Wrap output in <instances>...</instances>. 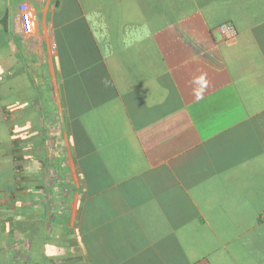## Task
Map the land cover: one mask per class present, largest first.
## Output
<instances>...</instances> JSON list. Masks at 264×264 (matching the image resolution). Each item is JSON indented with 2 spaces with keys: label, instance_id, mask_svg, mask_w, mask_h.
Returning a JSON list of instances; mask_svg holds the SVG:
<instances>
[{
  "label": "crops",
  "instance_id": "1",
  "mask_svg": "<svg viewBox=\"0 0 264 264\" xmlns=\"http://www.w3.org/2000/svg\"><path fill=\"white\" fill-rule=\"evenodd\" d=\"M0 264H264V0H0Z\"/></svg>",
  "mask_w": 264,
  "mask_h": 264
},
{
  "label": "clouds",
  "instance_id": "2",
  "mask_svg": "<svg viewBox=\"0 0 264 264\" xmlns=\"http://www.w3.org/2000/svg\"><path fill=\"white\" fill-rule=\"evenodd\" d=\"M194 87H193V93L195 96L199 97L202 94V91L204 88L207 87V79L205 74H200L199 76L194 77L192 81Z\"/></svg>",
  "mask_w": 264,
  "mask_h": 264
},
{
  "label": "built area",
  "instance_id": "3",
  "mask_svg": "<svg viewBox=\"0 0 264 264\" xmlns=\"http://www.w3.org/2000/svg\"><path fill=\"white\" fill-rule=\"evenodd\" d=\"M21 10L23 11L22 19L24 20L25 27L27 31H31L32 29V20H31V15L28 12V7L26 5L21 6Z\"/></svg>",
  "mask_w": 264,
  "mask_h": 264
},
{
  "label": "trees",
  "instance_id": "4",
  "mask_svg": "<svg viewBox=\"0 0 264 264\" xmlns=\"http://www.w3.org/2000/svg\"><path fill=\"white\" fill-rule=\"evenodd\" d=\"M168 21L170 22V21H176L177 19H179V16H168ZM224 23H226V22H222L221 24H219V25H222V24H224Z\"/></svg>",
  "mask_w": 264,
  "mask_h": 264
}]
</instances>
